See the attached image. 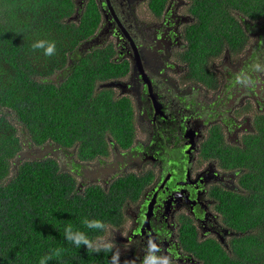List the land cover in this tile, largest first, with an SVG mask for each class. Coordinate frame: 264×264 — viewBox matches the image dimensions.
I'll use <instances>...</instances> for the list:
<instances>
[{"label":"trees","instance_id":"trees-1","mask_svg":"<svg viewBox=\"0 0 264 264\" xmlns=\"http://www.w3.org/2000/svg\"><path fill=\"white\" fill-rule=\"evenodd\" d=\"M195 8L204 34L224 39L232 50L246 43L236 13L258 20L264 0H198ZM74 13L75 0H0V264H40L55 249L62 250L60 256L46 264H112V249L77 247L65 230L83 233L95 248L108 227L122 223L123 207L137 201L145 185L143 177L128 176L107 190L89 185L80 192L74 174L54 157L17 161L24 143L31 151H68L75 166L105 157L107 137L121 146L130 143V107L109 89L96 90L116 67L109 50H77L95 33L96 11L88 5L78 21L71 20ZM39 40L54 41L55 54L34 50ZM221 160L245 170V194L221 195L223 222L238 235L226 248L203 243L191 250L202 264H264V128L243 149L221 148ZM93 221L104 227H88Z\"/></svg>","mask_w":264,"mask_h":264},{"label":"flooded vegetation","instance_id":"flooded-vegetation-1","mask_svg":"<svg viewBox=\"0 0 264 264\" xmlns=\"http://www.w3.org/2000/svg\"><path fill=\"white\" fill-rule=\"evenodd\" d=\"M196 1L75 0L72 21L90 4L98 17L95 33L77 50H109L116 67L96 90L109 89L130 107L132 133L123 146L107 137L105 157L70 161L74 168L66 171L82 178L80 192L88 178L104 190L118 178L145 179L137 201L123 207L122 223L108 227L122 240L111 248L118 264H142L149 240L161 264L166 257L168 264H202L193 244L226 248L234 236L223 222L221 195L245 194V170L225 166L221 148L243 149L264 128V72L251 71L253 63L264 66V15L250 20L236 13L246 43L230 50L224 39L204 34ZM218 41L223 49L216 50ZM242 71L253 85L236 83ZM100 178L107 182L94 184Z\"/></svg>","mask_w":264,"mask_h":264},{"label":"clouds","instance_id":"clouds-1","mask_svg":"<svg viewBox=\"0 0 264 264\" xmlns=\"http://www.w3.org/2000/svg\"><path fill=\"white\" fill-rule=\"evenodd\" d=\"M32 48L34 50L43 49V54L47 57L53 56L56 52V45L54 41L50 42L46 40H39L33 43ZM251 71L256 73L264 72V66H262L258 62L253 63L251 65ZM236 83L247 88L248 86L253 85L254 82L249 74L242 71L236 76ZM86 224L90 228L104 227V225L99 221L88 222ZM65 238L68 241L74 243L77 247L83 244L86 246L88 250L97 251V252L101 250V247L93 248V244L84 236L83 233H79V232L73 233L71 228L65 230ZM102 248L104 251H110L112 248V244L111 243L103 244ZM159 250H160L159 247L152 240H149L147 254L142 264H161V258L155 255V253L158 252ZM61 251H62L61 249H55L52 255L41 258L40 264H46V262L52 259L53 256L59 257ZM112 264H118V253L113 255ZM163 264H168V257L164 259Z\"/></svg>","mask_w":264,"mask_h":264},{"label":"rangeland","instance_id":"rangeland-1","mask_svg":"<svg viewBox=\"0 0 264 264\" xmlns=\"http://www.w3.org/2000/svg\"><path fill=\"white\" fill-rule=\"evenodd\" d=\"M21 139H23L24 135H20ZM25 139H23L24 142ZM22 155H25L26 157H23V159L25 158H29L28 156H36L37 155V150H33L31 151V147L29 145H27L26 143L23 144L22 147ZM45 154L50 155V156H54L55 158H57V160L59 161V163L61 164L62 168L65 170H69L72 169L73 170V166L71 164V157H69L68 153L65 151H57L55 148H50L47 151H45ZM73 173H75V171H73ZM104 179V178H103ZM102 178L98 179V181L94 182V184H101L103 185L104 183H106ZM77 182H79L80 180H82L81 177H77L76 178ZM90 180V178L88 179H84L83 184L85 185H92L93 181H88ZM122 242V240L119 238V235L116 231L111 230V229H107L106 233L104 236L97 238L95 243L96 247H102L103 244L106 243H111L113 248H117L118 244Z\"/></svg>","mask_w":264,"mask_h":264},{"label":"water","instance_id":"water-1","mask_svg":"<svg viewBox=\"0 0 264 264\" xmlns=\"http://www.w3.org/2000/svg\"><path fill=\"white\" fill-rule=\"evenodd\" d=\"M114 86V83H109V84H105L104 87H113ZM52 147L50 146H46L44 149H38L37 150V155L36 156H33L32 159L35 160V159H42L44 156H45V151L50 149ZM23 157H26L25 155H22L21 153L19 154L18 158H17V161H20L23 159ZM148 221V216H146V223ZM229 235L231 236H237L238 233H234V232H231ZM223 242V241H222Z\"/></svg>","mask_w":264,"mask_h":264}]
</instances>
